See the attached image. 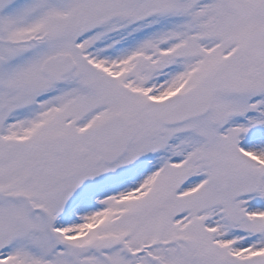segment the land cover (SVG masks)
I'll return each instance as SVG.
<instances>
[{
	"label": "snow or ice",
	"instance_id": "6c2138e0",
	"mask_svg": "<svg viewBox=\"0 0 264 264\" xmlns=\"http://www.w3.org/2000/svg\"><path fill=\"white\" fill-rule=\"evenodd\" d=\"M0 264H264V0H0Z\"/></svg>",
	"mask_w": 264,
	"mask_h": 264
}]
</instances>
